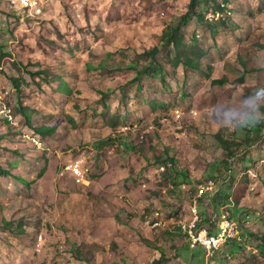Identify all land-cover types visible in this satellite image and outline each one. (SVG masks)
Listing matches in <instances>:
<instances>
[{"label":"rangeland","instance_id":"1","mask_svg":"<svg viewBox=\"0 0 264 264\" xmlns=\"http://www.w3.org/2000/svg\"><path fill=\"white\" fill-rule=\"evenodd\" d=\"M190 1L43 0L31 18L0 0V168L20 177L0 174V264H264V0H203L232 14L182 28L197 67L161 39ZM82 158L85 183L60 175ZM209 181L204 226L239 228L211 262L146 223L188 219Z\"/></svg>","mask_w":264,"mask_h":264},{"label":"built area","instance_id":"2","mask_svg":"<svg viewBox=\"0 0 264 264\" xmlns=\"http://www.w3.org/2000/svg\"><path fill=\"white\" fill-rule=\"evenodd\" d=\"M13 9H19L26 13L28 17L39 18L44 14L43 0H2ZM231 4L222 1L217 9H211L206 14V19L210 22H221L231 17ZM176 111H179L178 109ZM123 130H130L124 127ZM84 159H75L64 165L60 175L70 174L77 184L85 183L88 167L83 165ZM212 181L200 184L197 194L194 197L191 206V214L188 219L169 218L165 216L160 208H156L147 216V225L155 231H173L177 230L186 240L190 250L200 249L204 253L205 260L211 262L217 259L218 255L223 252L229 244L238 240L239 228L229 213H225L219 218V223L215 224L213 231L211 227L204 226L198 211V201L206 196L208 191L213 190ZM214 223V222H213Z\"/></svg>","mask_w":264,"mask_h":264},{"label":"trees","instance_id":"3","mask_svg":"<svg viewBox=\"0 0 264 264\" xmlns=\"http://www.w3.org/2000/svg\"><path fill=\"white\" fill-rule=\"evenodd\" d=\"M202 2H203V0H191L188 10L180 17L179 21L174 25L166 27L164 32L161 35L162 43H164L165 46H167L168 44H174L176 46V50L178 52L176 55V60H175L176 64L182 63L184 66H187V67L188 66H196L197 67L199 65V59H200L201 55L199 54L195 58H193L189 54H186L187 52L185 50L188 49L189 46H187V44L186 45L184 44L183 39H182V37L179 36V34H181L180 32L182 31V28L185 25H187L188 23H190L195 17L204 18L205 13L203 15L199 9V6L202 4ZM205 17H206V15H205ZM207 23H209V25L212 26L211 23H213V22H207ZM183 45H184V48H183ZM262 47H264V44H262ZM159 50H160V48L158 46H153L151 49L145 50L144 53L147 55H150L152 57V59H154L155 54ZM199 51H200V49L198 47H195L194 49H190L189 52L199 53ZM147 72H148V69L145 67V68H142V70H140L138 72V74L141 75L142 73H147ZM28 73L31 76H35V74L41 75L42 73H45V72L44 71H37V72L32 73V72L28 71ZM10 79L14 82L16 89H20L18 79H16L15 77L10 78ZM22 115L24 117L26 126L33 129V131L38 136H40L42 138H45V136H47V135H49L55 131V127L53 125H45V126L34 128L32 125V122H31V117H30L29 113L26 111L25 107L22 108ZM223 143H225V142L223 141ZM0 174L2 176H5V177H12L14 179H20V177H18L16 175H12L8 171H5L1 168H0ZM148 264H161V261L160 260H156V261L153 260L152 262H150Z\"/></svg>","mask_w":264,"mask_h":264}]
</instances>
